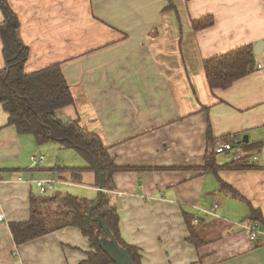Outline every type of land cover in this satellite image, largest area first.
I'll list each match as a JSON object with an SVG mask.
<instances>
[{
	"label": "crops",
	"instance_id": "crops-1",
	"mask_svg": "<svg viewBox=\"0 0 264 264\" xmlns=\"http://www.w3.org/2000/svg\"><path fill=\"white\" fill-rule=\"evenodd\" d=\"M5 2L28 49L25 71L59 65L73 97L58 109L63 120L79 119L126 167L104 192L119 237L138 249L140 264H264V235L252 242L241 225L251 208L264 216V0ZM206 16L213 24L194 30L192 22ZM260 41L251 74L209 88L204 60ZM232 136L256 145L247 155L257 153L258 168L200 169L205 154ZM46 154L7 123L0 105V264H90L88 239L76 227L13 240L10 224L28 221L30 200L40 195L35 180L61 181L52 193L98 196L94 172L73 182L56 168L75 163ZM32 155L45 159L31 166ZM223 155L220 166L232 161Z\"/></svg>",
	"mask_w": 264,
	"mask_h": 264
},
{
	"label": "trees",
	"instance_id": "trees-1",
	"mask_svg": "<svg viewBox=\"0 0 264 264\" xmlns=\"http://www.w3.org/2000/svg\"><path fill=\"white\" fill-rule=\"evenodd\" d=\"M0 6L3 15L0 21V40L4 61V67L0 69V105L7 114V123L14 126L19 134L31 135L38 145L54 142L61 149H72L78 153L86 161V166L56 168L59 172H68L71 181L80 182L81 174L91 171L96 175V183L102 184L103 190L112 189V175L126 167L114 164L109 147L105 146L97 133L82 126L79 119L62 120L56 116V110L73 104L69 85L59 65H50L34 72L25 71L28 49L18 36V19L5 0H0ZM212 24L211 16L192 22L194 30ZM252 49L249 44L204 60L203 70L209 88L225 89L251 74L256 67ZM207 133V139H210V132ZM255 148L256 145L246 144L248 151ZM217 155L206 153L200 169L215 173L221 169L258 168L255 162L248 160V156L220 166L216 162ZM39 194L30 200L29 220L10 224L15 244L35 239L55 229L76 227L90 245V251L86 254L87 263L114 264L99 243L101 238L106 237L100 222L96 220L100 218L118 243L126 249L131 262L140 264L138 249L123 244L119 237L118 215L106 192H101L100 199L97 196L91 200L71 193ZM96 202L97 206L88 215V209ZM246 221L258 223L264 228V216L259 209L251 208Z\"/></svg>",
	"mask_w": 264,
	"mask_h": 264
},
{
	"label": "built area",
	"instance_id": "built-area-1",
	"mask_svg": "<svg viewBox=\"0 0 264 264\" xmlns=\"http://www.w3.org/2000/svg\"><path fill=\"white\" fill-rule=\"evenodd\" d=\"M246 144L242 141V138L236 136L230 137L228 140H220L212 148V152L216 154H229L232 161L242 160L245 156H248V150ZM253 162H257V153H251L249 155ZM248 156V157H249ZM45 157L44 155H32L30 157L31 166H39ZM61 181L53 179L35 180L34 183L39 189L40 193H47L55 189V185ZM3 219V215L0 214V221ZM198 216H194L193 220L198 221ZM242 228L248 233L250 241H255L259 235H264V228L258 223H244L241 224Z\"/></svg>",
	"mask_w": 264,
	"mask_h": 264
},
{
	"label": "water",
	"instance_id": "water-1",
	"mask_svg": "<svg viewBox=\"0 0 264 264\" xmlns=\"http://www.w3.org/2000/svg\"><path fill=\"white\" fill-rule=\"evenodd\" d=\"M263 42H257L253 47V53L255 55H258L260 51L262 50ZM242 141L244 143L248 142L247 136H244L242 138ZM102 184L99 183L98 186V199H100V194L102 192L101 190ZM97 202L88 209V215H90L91 211L97 206ZM100 222L102 230L105 232L106 237H103L99 240L101 248L104 250V252L110 257V259L114 262V264H133L131 262L130 257L127 254V251L125 248H123L118 241L114 238V236L111 234V232L107 229V227L103 224L100 218H96Z\"/></svg>",
	"mask_w": 264,
	"mask_h": 264
},
{
	"label": "rangeland",
	"instance_id": "rangeland-1",
	"mask_svg": "<svg viewBox=\"0 0 264 264\" xmlns=\"http://www.w3.org/2000/svg\"><path fill=\"white\" fill-rule=\"evenodd\" d=\"M55 114L62 120L63 118H66V114L64 111L60 112L57 110ZM43 146H44V151L48 154V157L50 159H55V157L64 159L66 162L69 161L67 163H75L72 165H75L76 167H81L80 166L81 164H84V165L86 164V161L72 149H61L59 146L51 145V143H45L43 144ZM220 155L222 158H225V155L223 154H220ZM101 190L104 191L102 188ZM52 192L53 191H49L47 192V194H52Z\"/></svg>",
	"mask_w": 264,
	"mask_h": 264
}]
</instances>
